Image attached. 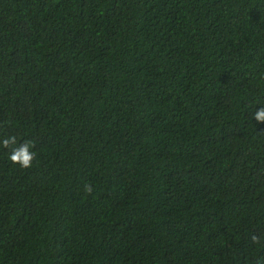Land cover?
Instances as JSON below:
<instances>
[{"label":"trees","instance_id":"16d2710c","mask_svg":"<svg viewBox=\"0 0 264 264\" xmlns=\"http://www.w3.org/2000/svg\"><path fill=\"white\" fill-rule=\"evenodd\" d=\"M262 108L264 0H0V264H264Z\"/></svg>","mask_w":264,"mask_h":264},{"label":"clouds","instance_id":"9594fccd","mask_svg":"<svg viewBox=\"0 0 264 264\" xmlns=\"http://www.w3.org/2000/svg\"><path fill=\"white\" fill-rule=\"evenodd\" d=\"M257 122L264 123V108L260 109L254 116ZM4 148H9L16 144V137H8L2 141ZM35 147L33 141H26L18 147H12L9 153V159L13 164L19 165L23 169H28L33 166V162L37 159V155L31 149ZM90 190V189H89ZM256 240V237H253Z\"/></svg>","mask_w":264,"mask_h":264}]
</instances>
